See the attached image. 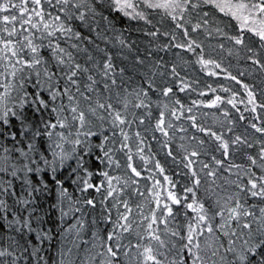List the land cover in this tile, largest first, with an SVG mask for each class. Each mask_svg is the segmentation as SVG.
I'll use <instances>...</instances> for the list:
<instances>
[{
    "label": "snow or ice",
    "instance_id": "obj_1",
    "mask_svg": "<svg viewBox=\"0 0 264 264\" xmlns=\"http://www.w3.org/2000/svg\"><path fill=\"white\" fill-rule=\"evenodd\" d=\"M0 264H264V0H0Z\"/></svg>",
    "mask_w": 264,
    "mask_h": 264
},
{
    "label": "trees",
    "instance_id": "obj_2",
    "mask_svg": "<svg viewBox=\"0 0 264 264\" xmlns=\"http://www.w3.org/2000/svg\"><path fill=\"white\" fill-rule=\"evenodd\" d=\"M233 70L235 71V69H233ZM190 75H194L197 79H200L201 80V90H205V91H207L206 89L203 88V84L205 82L212 84V86L214 88L216 87V81H220L222 83H225L226 85L229 83L228 81H225L222 76L221 77H207L206 73H202V72H199L198 71V66H197V69L195 71L190 70ZM246 82L251 83L252 81L250 79H247L246 78ZM237 90L240 91L241 94H242V90L241 89H237ZM219 94L225 95L222 92H220ZM179 95L181 96V98L184 99V101H185L186 104L187 103H190V100L191 99L197 98L196 94H193L191 97H186L184 94H179ZM213 95H214L213 93L207 92V95L204 98L206 100L207 99H211L213 97ZM225 107H228L229 108V110H230L231 115H232L233 118H237V114H236V112H235L234 109H231V106L225 105ZM239 107L241 109H243L244 106L243 105H239ZM202 111L208 113V116L204 119V122L205 123H208V124L214 123L215 118L221 116V112H218L214 108L213 109L203 108ZM213 114H215V116H213ZM245 115H248V114L245 113ZM198 116H199V114H198ZM185 126L187 127V125H185ZM237 130L238 131H242L243 129L242 128H239ZM178 142L179 141L177 140V143ZM151 143H153V151H156L155 143L154 142H151ZM158 158L161 159V162L165 165V169H166L165 174H167L169 176H172V178H173L174 181H177L178 180L179 183H180V185H183L186 182L182 178V176H176V175H174V173L181 171L182 166L181 167H176L175 165H173L171 163L170 160L165 161L164 160V154L163 153H160L159 156H158ZM137 163L139 164L141 162H139L138 159H137ZM147 174H148L147 171H144V175L146 176ZM157 178L161 180V183H164L162 176H158ZM148 185L151 186V181L148 182ZM165 187H167V185H165ZM141 190L144 191V182L143 181L141 183ZM145 194L147 195V193H145ZM180 194L182 195V192ZM201 194H203V189L201 190ZM137 202H141V201L138 200ZM133 243H135V240H133Z\"/></svg>",
    "mask_w": 264,
    "mask_h": 264
}]
</instances>
